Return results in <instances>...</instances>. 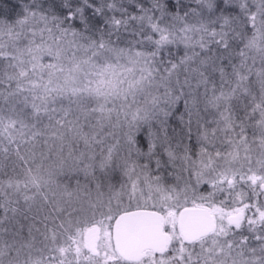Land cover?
I'll return each mask as SVG.
<instances>
[{"label":"snow or ice","instance_id":"6c2138e0","mask_svg":"<svg viewBox=\"0 0 264 264\" xmlns=\"http://www.w3.org/2000/svg\"><path fill=\"white\" fill-rule=\"evenodd\" d=\"M0 264H264V0H0Z\"/></svg>","mask_w":264,"mask_h":264}]
</instances>
